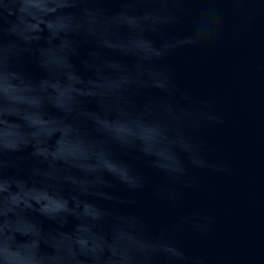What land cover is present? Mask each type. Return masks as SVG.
Wrapping results in <instances>:
<instances>
[{
  "label": "clouds",
  "instance_id": "clouds-1",
  "mask_svg": "<svg viewBox=\"0 0 264 264\" xmlns=\"http://www.w3.org/2000/svg\"><path fill=\"white\" fill-rule=\"evenodd\" d=\"M109 2L0 0V264H212L182 241L210 236L216 220L185 211L184 195L200 172L231 173L202 135L225 121L170 61L217 44L220 4L259 0H114L112 13ZM137 162L177 213L157 231L112 207L138 205Z\"/></svg>",
  "mask_w": 264,
  "mask_h": 264
},
{
  "label": "water",
  "instance_id": "water-1",
  "mask_svg": "<svg viewBox=\"0 0 264 264\" xmlns=\"http://www.w3.org/2000/svg\"><path fill=\"white\" fill-rule=\"evenodd\" d=\"M219 6L224 19L217 44L203 53L179 52L170 61L176 66L180 87L191 90L198 101L212 99L223 115L222 126L202 135L211 157L231 169L230 174L198 173L197 188L184 195V210L207 212L216 223L210 236L186 235L182 243L212 264L225 258L231 264H264V0ZM102 7L112 13L119 4L113 0ZM236 7L239 13L233 11ZM74 63L79 66V61ZM30 71L37 78L42 75L34 66ZM89 107L95 110L94 104ZM122 158L130 159L124 154ZM137 167L147 181V187L135 195L138 205L112 207L120 213L141 214L157 231L177 213L152 197L162 178L145 163L137 162ZM114 191L129 198L119 186Z\"/></svg>",
  "mask_w": 264,
  "mask_h": 264
}]
</instances>
